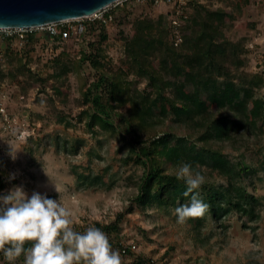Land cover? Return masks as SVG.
<instances>
[{
	"label": "trees",
	"instance_id": "obj_1",
	"mask_svg": "<svg viewBox=\"0 0 264 264\" xmlns=\"http://www.w3.org/2000/svg\"><path fill=\"white\" fill-rule=\"evenodd\" d=\"M235 1L238 8L249 0ZM129 6L137 5L115 6L109 13L112 22ZM229 18L225 9H209L204 3L191 5L187 20L176 29L166 14L138 18L132 38L124 47L125 64L134 80L128 79L121 68L114 70L106 64L102 44L108 39L107 25L86 22L84 31L65 43L57 37L44 36L60 49L89 38L87 50L80 49L70 63L55 59V64H60L55 77L71 71L80 79L79 97L84 106L71 119L61 115L59 122L65 120V130L75 126L72 124H82L94 137L102 133L106 139L119 142L124 151V157L118 159L120 167L125 169L130 164L138 172L128 180L135 190L131 198L142 211L153 207L170 213L188 201L185 182L175 176L180 162H190L204 176L199 192L209 210L202 217L188 219L193 221L195 241L201 247L208 241L200 236L207 217L219 225L232 212L248 217L250 223L260 217L259 200L242 184L245 176L256 169L242 156L250 149V136L258 137L264 132V91H255L258 83L264 88V77H248L244 71L237 74L244 66L247 49L242 39L221 36ZM34 36L28 34L21 44L32 42ZM13 40L18 42L13 37L0 39V48L7 43L9 50ZM23 57H10L9 61H16L14 71H5L3 60L0 81L7 75L13 79L29 71ZM85 64L94 70L91 82L83 73ZM136 80H143L145 86L139 89ZM66 144L65 139L53 143L56 152L62 149L68 153ZM79 147L76 143L69 152L74 154ZM226 149L240 159L231 161L224 154ZM73 173L78 186L92 190H110L117 180L116 174L104 178L89 167ZM3 175L0 169V191L5 186ZM219 179L225 183H218ZM119 220L117 215L111 223L94 224L107 234L112 248L116 245L120 255L131 258L129 264H157L133 254L130 247L114 243L112 234L118 230ZM74 228L82 231L85 226Z\"/></svg>",
	"mask_w": 264,
	"mask_h": 264
},
{
	"label": "rangeland",
	"instance_id": "obj_2",
	"mask_svg": "<svg viewBox=\"0 0 264 264\" xmlns=\"http://www.w3.org/2000/svg\"><path fill=\"white\" fill-rule=\"evenodd\" d=\"M235 2L205 0L204 4L209 9H225L230 18L226 20L221 36L234 41L242 39L246 45L244 66L236 71L237 74L244 71L263 80L264 0H249L238 8ZM164 12L163 6L137 5L117 14L115 21L106 26L108 39L102 44L106 64L114 70L121 68L128 79H133L124 54L125 44L133 35V24L138 18H155ZM45 35L44 31H37L33 41L24 44L13 40L9 50L7 43L1 44L5 71L15 70L16 61L9 59L19 54L24 56L29 71L13 79L7 75L0 81V103L6 113L5 117H0V169L4 171L5 181L0 194L19 185L29 194L32 190L45 192L47 196L59 199L69 210L73 227H86L96 222L108 224L119 215L118 230L112 234L114 243L130 247L133 254L157 264H264V132L258 137L250 136V149L242 156L243 161L256 169L255 173L245 176L242 184L260 202L257 206L259 220L250 223L248 217L232 212L219 225L207 217L200 236L208 241L201 247L195 241L192 220L178 223L174 209L170 213L153 207L142 211L136 205L131 198L135 190L128 177L133 178L138 172L130 164L125 169L120 167L118 159L124 157V151L118 141L108 140L102 133L94 137L82 124L75 123L72 124L75 126L63 129L65 120L59 122V117L71 119L84 106L79 97L80 79L71 71L55 77L60 67L55 64V59L59 57L61 63H70L80 49L87 50L89 38L77 44H65L60 49L45 39ZM86 65L83 73L91 82L94 70ZM136 81L139 89L145 86L143 80ZM256 89L264 91L260 83ZM64 139L69 154L54 149V141L60 143ZM76 143L80 147L71 154L69 150ZM10 153L16 154L14 160ZM224 154L233 162L239 158L229 149L224 150ZM83 167H89L94 174L104 178L116 174L113 188L92 190L78 186L73 171ZM10 173H16L12 180L8 179ZM217 182L225 183L222 179ZM243 224L249 228H244ZM113 249L117 251L116 245ZM120 257L121 264L131 262V258ZM16 264H22V260L18 259Z\"/></svg>",
	"mask_w": 264,
	"mask_h": 264
},
{
	"label": "clouds",
	"instance_id": "obj_3",
	"mask_svg": "<svg viewBox=\"0 0 264 264\" xmlns=\"http://www.w3.org/2000/svg\"><path fill=\"white\" fill-rule=\"evenodd\" d=\"M10 157L14 160L16 154ZM15 175L10 173L8 179ZM175 176L185 182L184 195L189 197L174 209L177 222L204 216L209 210L199 192L204 176L190 162H180ZM0 256V264H16L21 257L22 264H121L101 228L89 224L76 230L59 199L37 190L29 194L22 185L0 194Z\"/></svg>",
	"mask_w": 264,
	"mask_h": 264
},
{
	"label": "water",
	"instance_id": "obj_4",
	"mask_svg": "<svg viewBox=\"0 0 264 264\" xmlns=\"http://www.w3.org/2000/svg\"><path fill=\"white\" fill-rule=\"evenodd\" d=\"M119 0H0V29L40 27L91 17Z\"/></svg>",
	"mask_w": 264,
	"mask_h": 264
},
{
	"label": "built area",
	"instance_id": "obj_5",
	"mask_svg": "<svg viewBox=\"0 0 264 264\" xmlns=\"http://www.w3.org/2000/svg\"><path fill=\"white\" fill-rule=\"evenodd\" d=\"M205 0H119L100 11L94 13L91 17L70 19L56 23H48L40 27L24 29H0V39L15 38L20 44L28 34H36L37 31H44L46 35L57 37L60 43H65L70 37H78L84 31L86 22L96 21L103 25H109L112 22V16L109 14L115 6H122L124 3L136 5L149 4L152 6H163L164 14L168 16L169 24L178 28L188 18V11L193 4L204 3ZM177 40V39H176ZM177 41L174 42V45ZM4 60V52L0 48V64ZM5 117V109L0 103V117ZM152 262V261H150Z\"/></svg>",
	"mask_w": 264,
	"mask_h": 264
}]
</instances>
